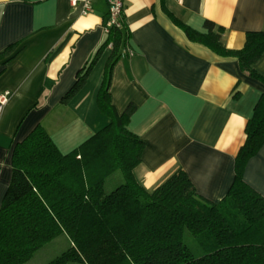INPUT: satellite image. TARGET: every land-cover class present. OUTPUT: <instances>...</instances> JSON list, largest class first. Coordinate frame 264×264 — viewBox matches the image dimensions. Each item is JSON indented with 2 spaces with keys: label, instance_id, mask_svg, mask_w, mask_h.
<instances>
[{
  "label": "crops",
  "instance_id": "obj_1",
  "mask_svg": "<svg viewBox=\"0 0 264 264\" xmlns=\"http://www.w3.org/2000/svg\"><path fill=\"white\" fill-rule=\"evenodd\" d=\"M106 18V0L86 16L69 0H0V53L16 44L0 55V93L9 92L0 114V206L13 147L35 126L67 154L109 122L97 94L110 46L84 88L60 102L104 42ZM174 19L200 32L211 21L224 28L225 48L239 50L247 32H264V0H124L129 40L109 94L118 113L135 107L127 129L144 148L134 176L153 190L180 169L199 196L217 203L233 182L245 125L264 87L240 70L237 58L191 42ZM254 68L264 74V54ZM243 180L264 196V145L247 161Z\"/></svg>",
  "mask_w": 264,
  "mask_h": 264
},
{
  "label": "trees",
  "instance_id": "obj_2",
  "mask_svg": "<svg viewBox=\"0 0 264 264\" xmlns=\"http://www.w3.org/2000/svg\"><path fill=\"white\" fill-rule=\"evenodd\" d=\"M174 22L191 42L237 58L240 70L264 87V74L254 68L264 54V32H247L244 46L229 50L222 42L223 27L205 21L200 32ZM106 34L60 102H70L84 88L110 46L97 94L109 122L67 154L41 125L14 145L11 179L0 206V264H24L61 234L70 246L47 264H264V196L243 180L247 161L264 145V92L245 125V142L223 199L214 203L199 196L180 169L147 190L133 173L144 148L127 129L135 107L118 113L109 94L113 67L128 46L123 14L119 26H110ZM117 171L123 182L105 193V179ZM185 232L201 255L185 243Z\"/></svg>",
  "mask_w": 264,
  "mask_h": 264
},
{
  "label": "rangeland",
  "instance_id": "obj_3",
  "mask_svg": "<svg viewBox=\"0 0 264 264\" xmlns=\"http://www.w3.org/2000/svg\"><path fill=\"white\" fill-rule=\"evenodd\" d=\"M122 182H123V178L120 172L119 171L115 172L114 174H112L111 176L105 179L104 182L105 193L111 192L116 186H118ZM184 241L188 245V247L192 250L195 256H199L202 254L200 247L198 246L195 239L190 235V233L185 232ZM69 246H70V241L68 237L65 234H61L52 241L42 246L40 249H38L32 255V257L24 264H47L55 257L59 256L62 252L67 250ZM68 264H80V263L69 262Z\"/></svg>",
  "mask_w": 264,
  "mask_h": 264
},
{
  "label": "built area",
  "instance_id": "obj_4",
  "mask_svg": "<svg viewBox=\"0 0 264 264\" xmlns=\"http://www.w3.org/2000/svg\"><path fill=\"white\" fill-rule=\"evenodd\" d=\"M97 0H69V4L74 9L78 10L83 16L88 15L92 11V6ZM107 4V18L105 31L112 25L119 26L123 10H124V0H106ZM9 92L5 91L0 93V114L3 110L4 105L7 102Z\"/></svg>",
  "mask_w": 264,
  "mask_h": 264
}]
</instances>
